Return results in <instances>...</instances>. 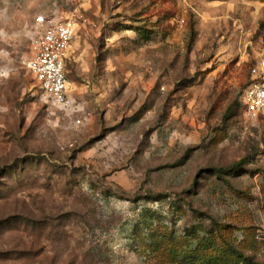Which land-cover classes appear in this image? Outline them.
<instances>
[{"label": "rangeland", "instance_id": "obj_1", "mask_svg": "<svg viewBox=\"0 0 264 264\" xmlns=\"http://www.w3.org/2000/svg\"><path fill=\"white\" fill-rule=\"evenodd\" d=\"M42 14L77 25L66 106ZM263 54L264 0H0V264H264Z\"/></svg>", "mask_w": 264, "mask_h": 264}, {"label": "built area", "instance_id": "obj_2", "mask_svg": "<svg viewBox=\"0 0 264 264\" xmlns=\"http://www.w3.org/2000/svg\"><path fill=\"white\" fill-rule=\"evenodd\" d=\"M36 22L43 30L35 38L31 53L23 59L24 66L34 75L46 97L61 106L69 104V78L67 61L77 25L72 19H47L39 15ZM252 81L246 88L242 101L245 113L264 115V54L251 69Z\"/></svg>", "mask_w": 264, "mask_h": 264}, {"label": "trees", "instance_id": "obj_3", "mask_svg": "<svg viewBox=\"0 0 264 264\" xmlns=\"http://www.w3.org/2000/svg\"><path fill=\"white\" fill-rule=\"evenodd\" d=\"M252 67L249 70L248 82L246 84L244 92H245L246 88L248 87V85L250 84V82L252 81V75H251ZM67 76H68V73H67ZM244 92H243V94H244ZM242 103H243V101H242ZM243 106H244V104H243ZM229 114H231V111L228 110L227 113H226V116H229ZM231 252L236 255V259H235V261H237L236 263H238V261H239V263H241V264H254V263H252V260L249 257H245V256L241 255L240 252H237V251H234V250H231ZM211 260H214V258H210L209 259V261H211Z\"/></svg>", "mask_w": 264, "mask_h": 264}]
</instances>
